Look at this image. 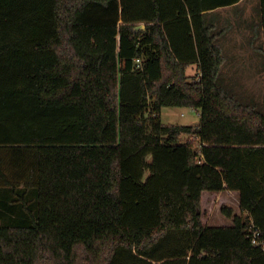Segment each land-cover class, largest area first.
Instances as JSON below:
<instances>
[{
	"label": "trees",
	"instance_id": "trees-1",
	"mask_svg": "<svg viewBox=\"0 0 264 264\" xmlns=\"http://www.w3.org/2000/svg\"><path fill=\"white\" fill-rule=\"evenodd\" d=\"M242 1L0 0V264H264V112L218 44Z\"/></svg>",
	"mask_w": 264,
	"mask_h": 264
},
{
	"label": "rangeland",
	"instance_id": "rangeland-1",
	"mask_svg": "<svg viewBox=\"0 0 264 264\" xmlns=\"http://www.w3.org/2000/svg\"><path fill=\"white\" fill-rule=\"evenodd\" d=\"M259 0H244L238 6L220 8L218 16L221 27H227L218 44L223 49L224 62L222 72L224 84L241 99L251 102L264 112V53L261 49L262 35L252 44L251 38L258 27ZM196 66L188 69L190 76L197 75ZM233 89V90H232ZM236 92V93H235ZM201 111L188 107H164L161 119L164 124L196 125L200 121ZM189 136H183L181 141L187 142ZM209 214L205 224L209 226H228L232 219L221 213L222 206H229L240 211L239 193L223 191L213 195L209 200Z\"/></svg>",
	"mask_w": 264,
	"mask_h": 264
},
{
	"label": "built area",
	"instance_id": "built-area-1",
	"mask_svg": "<svg viewBox=\"0 0 264 264\" xmlns=\"http://www.w3.org/2000/svg\"><path fill=\"white\" fill-rule=\"evenodd\" d=\"M251 236H252V243L253 245L255 246H261L262 250L264 251V244H262L258 237H259V232L258 230L255 228L254 225H252V228H251Z\"/></svg>",
	"mask_w": 264,
	"mask_h": 264
}]
</instances>
